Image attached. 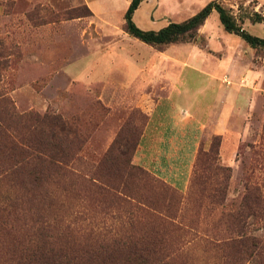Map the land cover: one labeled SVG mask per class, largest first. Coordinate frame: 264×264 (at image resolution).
Segmentation results:
<instances>
[{"label":"rangeland","instance_id":"1","mask_svg":"<svg viewBox=\"0 0 264 264\" xmlns=\"http://www.w3.org/2000/svg\"><path fill=\"white\" fill-rule=\"evenodd\" d=\"M212 1L144 0L133 21L157 32ZM217 1L264 39V24L253 22L255 13L264 17V0ZM131 2L0 0V122L19 148L60 154L47 171L0 133V264L38 249L78 264H255L245 251L252 237L264 240V219L253 217L252 200L248 208L243 201L247 185H260L264 197V50L227 33L217 12L194 41L149 46L125 31ZM129 54L146 68L125 59L136 70H123L121 56ZM73 64L78 79L67 71ZM153 65L162 71L154 84L172 79L188 93L182 98L197 124L212 120L218 101L206 88L224 75L225 88H252L256 100L232 122L235 167L221 163L222 140L211 134L187 188L140 162L149 119L137 104L149 92L138 84L111 91L106 83L124 75L150 80ZM47 115L63 122L57 138L39 121ZM7 166L12 175L2 173Z\"/></svg>","mask_w":264,"mask_h":264},{"label":"crops","instance_id":"2","mask_svg":"<svg viewBox=\"0 0 264 264\" xmlns=\"http://www.w3.org/2000/svg\"><path fill=\"white\" fill-rule=\"evenodd\" d=\"M196 14L194 13V15ZM209 21L210 19L205 23V27L208 26ZM159 53L162 57L163 53ZM129 55L126 57L121 56L120 65H122L123 70L129 66L132 67V64L140 70L146 68L145 65L141 66L144 62L140 58ZM166 58L172 59L170 56ZM125 59L132 60V64L124 62ZM86 60L85 58L81 61ZM171 62L177 63L174 58ZM132 69L136 70L133 67ZM157 70L160 71L159 73L162 72L160 68L153 65L151 69L152 77L147 81L142 82L139 78H136V81L133 82V79L130 80L127 77L125 79L124 75V78L119 82L106 83V87L109 86L111 91L119 88L132 90L135 89L134 85L138 84L136 89L149 92L140 97L137 104L149 119L142 138L140 162L145 163L149 169L161 175L177 188H187L198 155L203 148L204 140L207 135L211 134L220 137L222 140L219 152L221 163L225 167H235L239 144L236 142L238 136L232 130V122L233 119L241 116L243 105L250 106L253 100H256V93L252 94V88H243L240 84L234 89H232L233 85L226 84L225 88L222 84L225 83L223 79L226 75H224L220 85L211 84L206 88L210 92V97L218 101L217 108L213 110L212 120L210 118L205 122L206 125L197 124L194 115L191 114V111L189 112L188 105L190 106V103L188 102V105L184 103L188 99L184 100L182 98L183 95H188V93L179 90L178 86L172 82L171 77L174 74H170L171 80L166 81L165 84H154L152 79L157 76ZM67 71L75 79L80 76L75 71L74 64L69 66ZM206 74L209 76L208 73ZM245 74H252L249 67ZM142 83L146 85L143 88ZM194 123H196V126H194ZM204 149L209 151L210 147Z\"/></svg>","mask_w":264,"mask_h":264},{"label":"trees","instance_id":"3","mask_svg":"<svg viewBox=\"0 0 264 264\" xmlns=\"http://www.w3.org/2000/svg\"><path fill=\"white\" fill-rule=\"evenodd\" d=\"M143 2L144 0H132L125 15V31L129 36L149 46L159 48L179 42L194 41L198 34V31L205 25L211 14L213 12H217L220 16L221 23L227 33L241 36V38L253 49L264 50V39L253 36L246 32V30H244L242 25L239 23L236 16H234L231 11L224 8L217 0L210 2L200 12L187 19L186 21L182 23H171L167 27L157 32L143 31L138 28L133 21L134 13L138 10ZM253 22L255 24H264V17L258 13H255ZM4 102H6V100L1 99L0 95V104ZM39 121L42 123L44 121V124H48L50 126L52 134L54 133L53 138H57V134L55 133V131L61 133L64 130L63 122L59 117L47 115L43 118H39ZM0 133L6 136V139L11 143V148L14 151L17 150V147L21 156H27L28 158H31L32 162H36L37 165L42 169L45 168L48 169L47 171H51L52 169L57 168L56 164L59 160L58 157L60 156V154L56 153L55 151L46 150H40L39 152L37 151L36 153H34L29 150L19 148L17 144L13 142L6 134L1 122ZM219 148L220 143L218 145V150ZM119 156L122 157V159L125 161V156L122 152L119 153ZM23 166H25V164ZM7 167L8 168H6L2 173L12 175L11 173L15 170V168L10 166ZM246 191L247 196L245 197L243 203L247 205L246 208H248V202L249 200H252L251 210L254 212L253 217L259 218L263 221L264 197L261 186L247 185ZM249 194L254 195L252 199H249ZM45 251L46 250L44 249L43 251L38 249L36 252H31L25 255L26 258H22L17 264H78L77 262L73 263L70 259H67V254H63L62 252L58 253L54 250L47 252ZM247 252H250V254H248ZM245 253L248 254L250 260H252L253 263L255 262V264H264V240L259 236L252 237L251 245L248 249H246Z\"/></svg>","mask_w":264,"mask_h":264}]
</instances>
